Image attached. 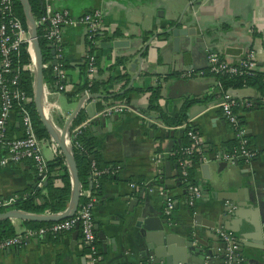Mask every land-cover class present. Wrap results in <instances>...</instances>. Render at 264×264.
Masks as SVG:
<instances>
[{
    "label": "crops",
    "instance_id": "0c3cea01",
    "mask_svg": "<svg viewBox=\"0 0 264 264\" xmlns=\"http://www.w3.org/2000/svg\"><path fill=\"white\" fill-rule=\"evenodd\" d=\"M53 6L66 7L73 16L98 8L103 26L93 39L81 23L62 28V58L68 66L62 89L44 82L50 118L61 128L69 117L70 124L78 116L90 120L88 112L94 109L93 116H119L89 130L95 140L93 154L114 163L111 176L103 177L94 189V228L104 233L101 237L96 230V264H147L153 256L150 250L165 252L168 244L179 245V239L190 237L196 244L199 235L209 243L214 237L225 241L218 229L242 244L244 261L237 253L238 264H264V85L223 89L206 60L207 53L214 51L237 62L252 50L255 70L264 83V0H55ZM88 51L96 59L98 84L83 98L78 86L86 73L80 64ZM184 71L197 74L186 77ZM153 85L161 86L158 104L170 116H178L183 103L190 102L186 112L193 116L202 155L208 160L196 166L194 183L200 196L192 205L175 163L162 159L161 164L155 163L157 153L167 154L172 137L181 130L165 129L158 111L148 110ZM121 91L127 92L125 102L130 108L101 113L106 105L122 101L113 95ZM224 92L239 101L252 100L251 105L233 108L247 145L257 151L248 161L217 156L222 150L230 151L236 139L234 127L215 105ZM19 118L14 110L10 135L21 134ZM153 123L161 127V137ZM108 124L111 128H106ZM49 137V133L42 136L40 143L46 161L60 152ZM161 168L163 177L158 176ZM37 179L30 159L0 166V197L12 200ZM213 191H226L230 198L215 196ZM168 198L174 201L170 213L165 212ZM11 221L15 232L28 226L21 219ZM0 264H85V255L80 237L72 230L59 238L29 237L21 245L0 250Z\"/></svg>",
    "mask_w": 264,
    "mask_h": 264
},
{
    "label": "built area",
    "instance_id": "2783aa9c",
    "mask_svg": "<svg viewBox=\"0 0 264 264\" xmlns=\"http://www.w3.org/2000/svg\"><path fill=\"white\" fill-rule=\"evenodd\" d=\"M55 0H42L43 12L41 14V21L45 22L46 28L42 35L47 39V43L52 47L54 52L53 68L58 72V75L63 77V71L60 70V61L58 58L63 54V32L62 28L65 25L83 24L89 38H94L95 34L100 32L103 26L101 11L98 8L86 11L79 16H73L66 7L56 8L53 6ZM22 42L30 44V37L28 28H26L22 20L13 13L12 0H0V166H4L9 162L17 163L21 160L30 159L33 163L36 172L39 175H45L46 160L41 153L40 143L43 138L38 136L32 121L31 114L25 104L22 105L20 111L17 110V103H27L31 96L25 92L24 89L17 86L19 82V74L17 69L12 66L11 53L17 50ZM91 52L85 53L87 61V74L91 78L96 74V67L93 55ZM32 60V58H31ZM209 71L214 74H253L256 67V60L254 52L248 51L237 62H229L222 58L218 53L209 51L206 55ZM47 64V63H43ZM27 68L33 71V62L27 65ZM196 71H184L182 75L191 77L196 75ZM64 84L57 80V89H62ZM90 90L84 88L83 94L89 97ZM264 101V95L261 97ZM239 104L251 105L252 100L245 98L239 101L234 99L230 94L224 92L216 106L221 107L226 119L234 127L238 144L233 146L230 151H221L217 154L218 157L235 161L238 159L250 160L257 151L250 148L243 134V129L239 125V118L233 111V108ZM130 108L124 101L112 102L106 105L101 113H110L112 111H125ZM14 110H17L20 116L21 134L9 135V121ZM193 116H188L183 123L176 126H163L165 129L181 128L186 132L189 138V143L183 146V151L189 153L191 151L199 152L200 161H208L202 155L201 139L199 132L194 124ZM89 119L84 120L76 125L72 132H77L80 127L86 125ZM162 125V124H161ZM66 138L71 144V131L66 134ZM49 142L51 145H57L55 140L50 136ZM161 157L157 153L155 163H160ZM161 164V163H160ZM178 164L181 167V175L184 179L186 189L188 190V204L192 205L196 197L200 196V187L196 183H192L188 179V167L192 164L190 158H180ZM91 178L93 186H98L99 181L95 178L100 171L96 168L95 163H91ZM91 180V181H92ZM162 192V191H161ZM84 199L78 204L75 213L49 224L40 226H26L21 231L15 232L11 236L0 238V250L21 245L29 237H40L49 233H66L74 229L78 221L80 231V243L83 247L85 255V264H96L99 258V250L97 246V235L94 228V221L92 216V209L94 206L95 195L91 187H81L80 197ZM15 198L5 199L0 197V206L8 207ZM4 208V209H5ZM174 208V201L170 198L165 201V212L170 213ZM223 239L227 242L226 249L228 251L227 264H236L238 259V245L239 242L228 232L218 229ZM86 245V249L84 246Z\"/></svg>",
    "mask_w": 264,
    "mask_h": 264
},
{
    "label": "trees",
    "instance_id": "16d2710c",
    "mask_svg": "<svg viewBox=\"0 0 264 264\" xmlns=\"http://www.w3.org/2000/svg\"><path fill=\"white\" fill-rule=\"evenodd\" d=\"M33 14L37 23V33L38 40L42 52L43 57V81L47 84L49 88H52L53 85L57 87V80L64 84V78L58 75V72L53 68V60H54V52L51 49L50 45H47V39L42 35L46 28L45 22H42L40 17L43 12L42 0H28ZM12 10L13 13L18 16L24 26L27 28L25 17L23 13V9L19 0H12ZM99 33V32H98ZM95 34L94 37L98 35ZM95 58V57H94ZM60 61V70L64 71V69L68 66L62 57L58 58ZM11 61L12 66L17 69L19 74V82L17 84L18 87L25 90L27 94L31 96L30 101L27 103H17V110L20 111L23 104H25V108H27L31 114L33 125L35 131L38 136H47L48 131L41 121L39 115L37 114L34 102L32 100L33 97V71L27 68V65L32 62L31 54L28 49V43L22 42L19 48L11 53ZM87 61L88 59H84V61L80 64V67L83 72L86 73L83 81L78 86V91L84 90V88H88L90 92L96 91V86L98 84V79L95 77H90L87 75ZM96 62V59H94ZM221 82V87L223 89L231 86H240L242 84L254 85V86H262L264 83L261 80V73L257 70L254 71L253 74H216ZM263 83V84H262ZM160 85H153L149 87L150 90V98H149V109H155L158 111V119L161 122V126H176L181 123L188 117L187 108L190 102L187 100L183 103L181 107V111L178 116H170L166 114L158 104V98L161 96L160 93ZM126 91H121L113 94L115 97H119L122 101H126ZM83 122L81 116L75 117L69 125V131L72 133L71 138V146L74 153V158L76 162L78 178L82 187H91L94 191L97 186H93L92 181L89 178L91 177V163L94 162L96 168L100 171L95 178L98 181H101L103 177L111 176L109 173V168L114 165L112 162H106L100 160L98 155L93 154L95 140L94 136L90 133V128L88 125H83L80 127V130L77 132H72V129ZM153 127L158 132V137H161V127L158 124H152ZM179 135H175L172 137V146L167 151V154H161V159L163 161H172L175 163L176 168L178 169L179 182L184 183V179L181 175V167L178 164V160L181 158H190L192 164L188 167V179L190 182L194 183L195 177V169L197 164L200 162L199 152L194 150L189 153L183 151V146L189 143V138L186 135L184 129L179 128ZM9 134V131H8ZM10 135V134H9ZM238 144V139L236 137L235 141H233V145ZM231 146V147H232ZM60 149V152L56 153L54 157L48 161H46V171L45 175H38V179L36 184L29 185L24 189L18 190L15 196V199L11 203L12 207H16L25 211L44 213V212H57L64 209L68 203V199L71 192V178L69 169L67 167L65 156ZM36 171V169H35ZM162 168L158 172V176L163 177ZM84 199L83 196L79 198L81 202ZM5 207L0 206V210H3ZM23 222L28 226H40L44 224H49L52 221H34V220H23ZM75 228V227H74ZM74 230V229H73ZM15 233V227L10 218H1L0 219V238L11 236ZM63 233H49L48 235L53 236L54 238H59ZM78 236L80 237L79 225H78ZM86 249V245L84 246ZM238 264V263H237Z\"/></svg>",
    "mask_w": 264,
    "mask_h": 264
},
{
    "label": "water",
    "instance_id": "95a60500",
    "mask_svg": "<svg viewBox=\"0 0 264 264\" xmlns=\"http://www.w3.org/2000/svg\"><path fill=\"white\" fill-rule=\"evenodd\" d=\"M23 9L25 22L29 31L30 44L29 52L31 54L33 62V97L37 114L39 115L41 121L45 125L49 135L55 140L57 145L61 148L64 156L67 167L69 169L70 178H71V192L68 199L66 207L57 212H44L37 213L31 211H25L16 207H9L7 209L0 210V219L1 218H10V219H21V220H34V221H56L68 216H72L79 204L80 192H81V183L78 178V172L76 167V162L74 158V153L71 144L66 138V134L69 132V125L72 117H69V120L61 127H57L52 121L49 115L48 105L46 104V91L47 87L43 81V57L38 40L37 33V23L35 16L33 14L31 5L28 0H19ZM140 58V55H139ZM54 62V60H53ZM91 96V95H90ZM83 98H87L83 95ZM95 109L88 112L90 120L87 123L88 127L91 129H99L97 123L101 122L104 124L105 119L109 121L111 119H116L119 117L117 115L114 118L106 117L105 115H94ZM106 128H111V124H108ZM208 166L207 163H203V166ZM204 195H208V190H204ZM213 195L223 198H230V194H227L226 191L214 192ZM212 223L211 226H213ZM95 230H97L98 235L101 237L104 236V233L95 225ZM74 233L77 235L78 232V221L75 224ZM164 232V231H163ZM198 239L196 244L193 243L192 239H179L176 242L179 245L168 244L165 248V252L159 251L157 249L150 250L152 258L147 261V264H227L228 261V251L226 249L227 242L221 241L218 242L219 237L215 238L214 241L209 243L208 241L201 240L199 235H195ZM167 238V237H166ZM168 239V238H167ZM165 242H168L165 240ZM214 242V243H213ZM242 244L239 242L238 245V254L242 257L244 261V256L241 251Z\"/></svg>",
    "mask_w": 264,
    "mask_h": 264
}]
</instances>
